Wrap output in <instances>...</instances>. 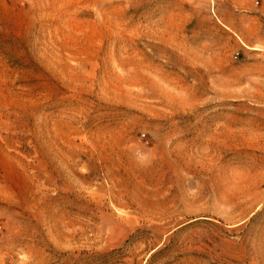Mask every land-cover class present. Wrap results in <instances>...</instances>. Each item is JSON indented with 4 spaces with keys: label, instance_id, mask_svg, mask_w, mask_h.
Segmentation results:
<instances>
[{
    "label": "rangeland",
    "instance_id": "obj_1",
    "mask_svg": "<svg viewBox=\"0 0 264 264\" xmlns=\"http://www.w3.org/2000/svg\"><path fill=\"white\" fill-rule=\"evenodd\" d=\"M0 264H264V0H0Z\"/></svg>",
    "mask_w": 264,
    "mask_h": 264
}]
</instances>
